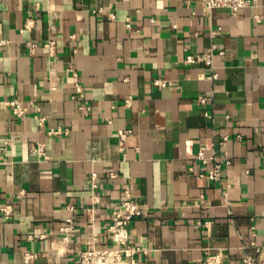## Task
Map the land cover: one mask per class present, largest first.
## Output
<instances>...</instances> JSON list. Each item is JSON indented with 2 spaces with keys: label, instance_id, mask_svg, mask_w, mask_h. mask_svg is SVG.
I'll use <instances>...</instances> for the list:
<instances>
[{
  "label": "crops",
  "instance_id": "1",
  "mask_svg": "<svg viewBox=\"0 0 264 264\" xmlns=\"http://www.w3.org/2000/svg\"><path fill=\"white\" fill-rule=\"evenodd\" d=\"M250 1L0 0V264H79L112 245L125 198L144 212L122 264H264V0ZM208 49L215 77L185 62ZM216 160L221 181L205 176Z\"/></svg>",
  "mask_w": 264,
  "mask_h": 264
},
{
  "label": "built area",
  "instance_id": "2",
  "mask_svg": "<svg viewBox=\"0 0 264 264\" xmlns=\"http://www.w3.org/2000/svg\"><path fill=\"white\" fill-rule=\"evenodd\" d=\"M205 6L209 9L213 8H227L230 12L236 13L238 10L248 7L251 4L250 0H202ZM35 45H32L30 48L31 53H33V48ZM44 47L49 53H53L55 50V41L53 39L48 40ZM222 54V52H220ZM213 53L211 49H208L206 52L201 54H187L185 56L186 63H195L199 61L206 62L209 64L210 76L215 77L216 73L214 72L211 65V57ZM73 76L76 77V73H73ZM154 83L157 85H163L164 82L160 79H155ZM207 98L199 95L197 101L199 103L206 102ZM128 101V100H127ZM5 105L11 107L12 113L16 117H21L28 111V105L32 104V101L24 102L23 100L13 99L3 102ZM124 136V132H121V138ZM33 153H36L39 156L47 158L44 153L43 147L38 144L31 148ZM200 155V154H199ZM211 159H215L212 157ZM225 164H228L230 161L226 158L223 159ZM222 163L218 160L213 162L212 167L208 170L205 176L212 180L221 181ZM0 210L5 214L9 213V209L6 207H0ZM144 212L143 205L139 204L135 200L130 198H125L119 202L114 211V216L110 225L108 226V231L112 239L111 246H104L101 248H90L80 252L79 264H122L123 257L129 256L134 252H137L139 249L131 247L128 244L129 239V222L136 218L142 216ZM67 226L62 228L63 231L67 232L71 228V220L67 218ZM32 258L31 254L25 256V260H30ZM258 261L251 257L246 256L242 260L241 264H257ZM207 264H221L219 255L214 254L210 255L207 259Z\"/></svg>",
  "mask_w": 264,
  "mask_h": 264
}]
</instances>
